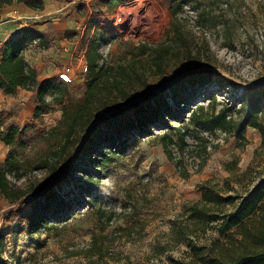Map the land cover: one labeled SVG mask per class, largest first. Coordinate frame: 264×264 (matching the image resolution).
<instances>
[{"label":"rangeland","instance_id":"obj_1","mask_svg":"<svg viewBox=\"0 0 264 264\" xmlns=\"http://www.w3.org/2000/svg\"><path fill=\"white\" fill-rule=\"evenodd\" d=\"M39 1L41 10L22 3L5 6L19 16L22 28L35 27L49 39L45 47L34 44L23 52L37 69L38 79L56 78L62 67L70 66L72 79L67 86L74 96L84 92L86 73L80 72V66L86 62L89 41L95 43L104 62L131 64L136 97L197 68H210L227 80L223 86L214 80L195 85L196 95L179 109L169 101L172 116L149 125V134L130 135L114 151H108L112 150L109 145L100 148L97 153L106 154L87 173L71 154L53 171L32 167L18 179L9 174V181L25 190L26 204L61 178L66 166L74 177L57 185L63 208L46 213L44 225L32 235L25 222L18 225L16 203L0 196V229L22 230L8 236L3 264H166L183 258L187 242L171 241L172 222L184 219V206L199 200L198 184H222L228 177L234 187L230 192L244 195L264 180V146L258 130L248 127L240 140L231 131L215 130L212 137L216 141L206 149L208 139L202 129L186 119L195 104H206L212 95L219 103L238 106L243 87L264 84V0L179 5L181 0H112L109 6L102 0ZM173 8L175 28L168 39L165 30ZM28 91L23 99L0 93V124L23 127L32 123L37 98ZM59 115L53 106L41 123L36 122L33 132L48 129ZM180 120L184 131L178 129ZM185 146L199 164L196 171L179 170L170 155L171 148L180 154ZM7 150L0 141V161ZM112 212L114 217L107 221ZM103 224L108 247L102 258L89 257L86 248L91 235ZM119 227H127L129 233L117 237L122 234L117 233ZM208 233L214 235L211 230Z\"/></svg>","mask_w":264,"mask_h":264},{"label":"trees","instance_id":"obj_2","mask_svg":"<svg viewBox=\"0 0 264 264\" xmlns=\"http://www.w3.org/2000/svg\"><path fill=\"white\" fill-rule=\"evenodd\" d=\"M102 1L109 6L112 0ZM202 1L181 0L177 3L198 4ZM13 3H22L34 10L43 7L39 0H0V8ZM171 14L170 25L165 30L168 39L175 28L174 8ZM48 43L49 39L39 29L24 27L3 42L0 50V92L12 94L21 87L34 92L37 98L32 123L23 127L0 124V141L8 147L5 158L0 161V196L9 203H16L14 213L18 217V225L25 222L29 235L44 225L46 213H55L63 208L65 202L58 195L57 185L74 175L66 166L61 171V178L49 183L26 204L23 198L25 190L11 183L9 174L18 179L32 167L53 171L71 154L78 164L83 163L80 164L84 167L81 171L87 173L88 167H98L106 154L104 151L97 153L100 148L109 145L112 150L108 151H114L117 144H124L130 135L149 134V125L162 121L166 115L172 116L174 108L169 101L179 109L196 95L193 92L195 85H206L214 80L216 85L223 86L227 80L210 68H197L157 90L146 91L136 97L133 90L136 78L131 64L104 62L95 43L89 41L85 47L88 70L84 92L74 96L67 83L57 77L40 81L37 69L24 57L23 52L28 46L45 47ZM153 65L157 66L158 61L154 60ZM218 103L212 95L206 104H195L186 117L188 123L209 131L216 127L231 131L238 140L243 139L246 129L251 127L258 130L264 146V84L243 87L238 106L221 102L216 108ZM53 106L60 111L56 122L46 130L33 132L36 122L41 123L42 117ZM179 122L178 129L184 131L181 120ZM232 189L234 187L228 177L222 184L207 181L197 185L199 200L185 205L184 219L173 221L171 228V241L187 242L188 250L183 258L166 264H264V180L244 195L230 192ZM226 205L228 209H225ZM114 215V212L108 214L107 221H111ZM104 228L105 224L100 225L98 231L91 235L87 256H104L109 243ZM19 231L21 228L0 229V264L4 263L8 236ZM117 231L122 232L117 237L129 233L127 227H119Z\"/></svg>","mask_w":264,"mask_h":264},{"label":"built area","instance_id":"obj_3","mask_svg":"<svg viewBox=\"0 0 264 264\" xmlns=\"http://www.w3.org/2000/svg\"><path fill=\"white\" fill-rule=\"evenodd\" d=\"M88 70V65L85 61L81 63L80 66V72L81 73H87ZM57 78L61 79L65 83H70L72 79V68L70 66H64L62 67L61 70H59L56 73ZM215 130H219L220 132L222 129L220 128H214L212 131L202 129L201 132L202 134L208 139L206 141V149H210V144L216 140L213 139L212 137V132ZM225 133V131H223ZM170 155L172 159L176 162L177 168L179 170H186L188 172H193L196 171L199 168V164L195 159H192L189 157V151L185 146V149L182 150V152L179 154L178 150L173 147L170 150Z\"/></svg>","mask_w":264,"mask_h":264},{"label":"crops","instance_id":"obj_4","mask_svg":"<svg viewBox=\"0 0 264 264\" xmlns=\"http://www.w3.org/2000/svg\"><path fill=\"white\" fill-rule=\"evenodd\" d=\"M11 8L12 7L10 6H2L0 8V50H1V44L3 42H5L11 36H14L18 31L22 29L21 24L17 21L19 16L13 15ZM18 8L23 11L21 6H18ZM28 93H29L28 90L19 87L16 89L14 93L6 94V95L18 94L23 99L24 95H28Z\"/></svg>","mask_w":264,"mask_h":264},{"label":"bare ground","instance_id":"obj_5","mask_svg":"<svg viewBox=\"0 0 264 264\" xmlns=\"http://www.w3.org/2000/svg\"><path fill=\"white\" fill-rule=\"evenodd\" d=\"M132 13V12H131ZM133 21V20H132ZM125 22H127V21H125Z\"/></svg>","mask_w":264,"mask_h":264}]
</instances>
